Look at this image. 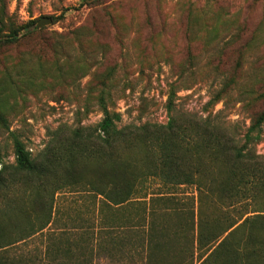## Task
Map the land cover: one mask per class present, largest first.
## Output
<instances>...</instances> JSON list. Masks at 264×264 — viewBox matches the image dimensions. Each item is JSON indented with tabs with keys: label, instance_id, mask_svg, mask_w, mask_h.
I'll list each match as a JSON object with an SVG mask.
<instances>
[{
	"label": "rangeland",
	"instance_id": "1",
	"mask_svg": "<svg viewBox=\"0 0 264 264\" xmlns=\"http://www.w3.org/2000/svg\"><path fill=\"white\" fill-rule=\"evenodd\" d=\"M42 16L53 21L37 28ZM0 25L6 37L19 29L17 40L0 42V225L10 234L0 244L12 243L14 256L38 250L44 264H56L45 252L67 239L87 252L85 231L69 220L81 224L91 199L87 186L16 178L10 131L41 161L55 133L58 152L70 128L94 129L105 106L121 125L165 124L173 114L185 124L235 126L239 137L264 109V0H0ZM261 135L256 150L264 154V124ZM164 188L179 207L195 205L194 185ZM171 218L184 222L183 214ZM125 247L140 248L137 237Z\"/></svg>",
	"mask_w": 264,
	"mask_h": 264
},
{
	"label": "trees",
	"instance_id": "2",
	"mask_svg": "<svg viewBox=\"0 0 264 264\" xmlns=\"http://www.w3.org/2000/svg\"><path fill=\"white\" fill-rule=\"evenodd\" d=\"M35 24L31 20L27 26ZM11 33L3 35L0 25V42L17 40L19 29ZM172 110L170 99V114ZM0 121L6 124L1 114ZM121 121L120 113L105 106L94 129L70 128L58 152L55 133L41 161L10 131L14 176L56 184L55 189L88 187L90 215L81 217L78 227L87 230V250L94 262L264 264V154L256 150L262 141L264 109L241 137L235 126L219 127L210 118L185 124L171 114L165 124ZM1 164L0 156V183L7 168ZM157 180L163 185L152 188ZM180 184L195 186L192 207L188 201L179 207L176 195L164 188ZM177 214L184 215L183 223H173L171 216ZM133 229H139L138 257L125 247L132 243ZM6 233L0 225V239ZM5 246L0 244V264L18 262H9Z\"/></svg>",
	"mask_w": 264,
	"mask_h": 264
},
{
	"label": "crops",
	"instance_id": "3",
	"mask_svg": "<svg viewBox=\"0 0 264 264\" xmlns=\"http://www.w3.org/2000/svg\"><path fill=\"white\" fill-rule=\"evenodd\" d=\"M53 211H54V207H53V210H52V207H51V212L50 213H52V216H53ZM56 215V214H55ZM54 220H55V217H54ZM53 220V221H54ZM72 221V223H74L75 222V224H74V229H76L77 231L78 230H80V231H85V232H83L86 236H88V234L86 233L87 232V230L85 229V228H83V229H80L79 227H78V219L76 218H74V221H73V219L71 220H69V222H71ZM51 222V221H50ZM49 222V223H50ZM55 222V221H54ZM45 225V224H44ZM49 225V224H48ZM47 225V226H48ZM84 225H86V223H84ZM47 226H43V227H41L40 229H38V231H42L43 232V230L44 229H46L47 228ZM67 228V227H66ZM72 228H73V226H72ZM70 229H71V227H70ZM69 229V230H70ZM67 230V229H66ZM136 229H133V230H131V232L129 233L130 234V236H131V242H133V241H135L136 240V231H135ZM7 231H8V229H7ZM63 231L65 232V230L63 229ZM138 231H137V236H138ZM61 235L62 236H66L67 235V233H61ZM6 236H10V234H9V232H7L6 233ZM5 236V237H6ZM30 236H32V235H29V237ZM28 236L26 237V238H24V239H21V240H24V242H26L27 241V238H29ZM61 239V238H60ZM59 239V240H60ZM88 239V238H87ZM86 239V241H87V244H88V240ZM21 240H18V241H21ZM69 239H67V242L66 243H64V244H61V245H59V247H55V249H51V250H47L46 252H45V254H46V257H49L48 259H50V257L52 258V259H56V260H58L57 262H56V264H79V262H78V252L80 253V252H83L82 254H80L81 255V258L83 257H85V259H83V263L85 264H95V262L92 260V258H91V254L90 253H88V250H87V252H85V251H83L82 249H80L79 248V246L77 245V243H76V241H75V243H70V241H68ZM137 240H138V238H137ZM138 242L140 243V241L138 240ZM5 245H7V246H5V248H3V249H6V251H7V255H8V257H9V262H13V260H16V261H18V262H16L15 264H44L43 262H42V260H44L43 259V257L41 256V252H39L38 250H34L35 252H34V255H32L31 257H29V258H23L24 256L21 254V255H12V254H10V252H9V248H10V246L12 245V243H6ZM140 248H141V244H140ZM140 248H135L134 250H131L132 252H134L135 253V255H136V249H138V250H140ZM88 255H87V254ZM99 259H101V258H99ZM102 260V259H101ZM111 264V263H110Z\"/></svg>",
	"mask_w": 264,
	"mask_h": 264
},
{
	"label": "water",
	"instance_id": "4",
	"mask_svg": "<svg viewBox=\"0 0 264 264\" xmlns=\"http://www.w3.org/2000/svg\"><path fill=\"white\" fill-rule=\"evenodd\" d=\"M52 18L49 16H43L41 17L37 22V28H42L45 26H48L52 23Z\"/></svg>",
	"mask_w": 264,
	"mask_h": 264
}]
</instances>
